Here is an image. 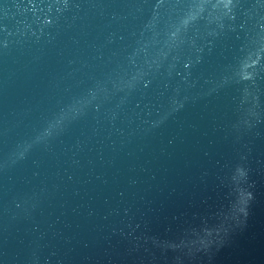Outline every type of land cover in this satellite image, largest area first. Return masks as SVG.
Instances as JSON below:
<instances>
[{
    "label": "water",
    "instance_id": "water-1",
    "mask_svg": "<svg viewBox=\"0 0 264 264\" xmlns=\"http://www.w3.org/2000/svg\"><path fill=\"white\" fill-rule=\"evenodd\" d=\"M0 264H264V0H0Z\"/></svg>",
    "mask_w": 264,
    "mask_h": 264
}]
</instances>
